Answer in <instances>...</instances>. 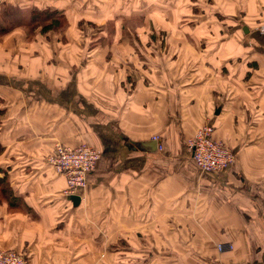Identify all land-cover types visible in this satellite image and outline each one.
<instances>
[{
  "label": "crops",
  "instance_id": "1",
  "mask_svg": "<svg viewBox=\"0 0 264 264\" xmlns=\"http://www.w3.org/2000/svg\"><path fill=\"white\" fill-rule=\"evenodd\" d=\"M90 2L0 0V22L14 23L0 35V175L21 204L0 201V248L28 264H85L130 239L136 264L144 253L156 254L147 264H264V0H213L214 25H224L215 40L243 34L238 77L218 67L214 81L183 62L187 52L175 64L140 51L193 1L122 5L113 24L111 7ZM34 10L63 14L65 28L27 29ZM107 24L122 38L106 39ZM95 28L103 37L83 38ZM206 123L236 155L231 167L203 173L192 162L186 140ZM55 141L99 152L76 204L46 160Z\"/></svg>",
  "mask_w": 264,
  "mask_h": 264
},
{
  "label": "rangeland",
  "instance_id": "2",
  "mask_svg": "<svg viewBox=\"0 0 264 264\" xmlns=\"http://www.w3.org/2000/svg\"><path fill=\"white\" fill-rule=\"evenodd\" d=\"M142 1L143 0H106L105 1L106 4L103 5V3L100 1L92 0V2H90L91 4L89 7L90 10H92L91 7L92 5H95L96 8L97 7L106 8V6L111 7L112 16L116 18L114 19L111 16V20L109 21H112L113 24L114 21L115 20L117 21V18L121 15V14H117L115 10H119L118 8L121 9V7H123L122 5H124L125 7H129L131 5L133 6L139 5L140 2ZM191 1H193L194 4L187 2L186 10L183 12V14L180 15V17H186L187 19H184L181 24L176 25L174 27L167 28L166 26L164 28L158 27L151 29L152 33H150L149 38H151L152 41H150L149 44L142 45L141 46L142 50L140 51L146 54L148 53L151 54L152 52L157 54H165L166 57L171 62L175 61L174 62L175 64H177L180 61V57H181L180 54H182L183 52H187L184 55L186 57H184L183 62H185L187 66L194 65L200 67V71L202 73L208 70L207 74L211 77L212 81H214L215 75H218V69H217L218 67H224L222 69H224L223 72L225 71L224 72L225 74H227L228 76L233 74L237 78L240 73V68L239 67L231 68V64L233 61L243 63L242 61L243 57L238 59L234 58L235 56H237L234 53V51L238 52V48L241 47V42L243 39L242 38L243 34L241 35L240 28H234L230 30V34L236 31V34L231 35V36H235V38L232 37L231 40H230L231 36L228 39L215 40V33L216 34L219 32L222 33L224 29V25L222 24L214 25L213 0H191ZM115 6H117V8H115ZM159 15H161V13H159ZM166 15H167V11H166ZM9 16L11 20H17L18 17L21 18V15L18 14L17 10L10 13ZM176 16H178V14L173 13L170 19H174ZM6 24L8 23L0 22V27L5 26ZM107 27H108V32L106 39L122 38L123 31L116 32L112 30V26L110 24H107ZM145 30L146 29H139L141 36L144 35ZM101 31H102L101 29L95 28L92 31V33H85L84 34L85 37L82 36V33L77 34L73 40L78 41L80 37L89 40V39H93L94 37H98L100 34H101L100 37H103L104 30L103 32ZM179 38L186 39V41L190 43V45L192 46V48H189L190 52H188L186 48L183 47V44L182 42L179 41ZM234 45H237V47H234ZM145 60L147 61L148 58ZM204 67L206 68L202 69ZM203 125H200L199 127ZM194 133L192 134V136L194 135ZM191 137H189L186 140L187 144L189 142V139H191ZM212 137L216 139L214 135H212ZM192 162H194V160H192ZM222 170L223 169H221V171ZM87 230L89 232L91 231L93 232V228L91 226H88ZM106 243L108 244L113 243V239L111 238L105 239V241L101 240L100 242L91 241V247L98 246L99 248H101V246ZM220 245L221 244H218L217 249L219 248ZM121 246H122L120 248L121 252L118 251L115 253V248H114L115 245L110 244L109 246H107L106 255L99 254L98 256H91L90 258H87L85 260V264L87 263V261H89V263L91 264H132V263L136 264L135 255L129 253L130 239L126 241L125 244H121ZM222 249H223V245H222ZM189 253H193V252H187V254ZM162 254L167 256L169 253L167 252L159 253V257H161ZM155 255L156 254H151V253L138 254V262L139 264H147V258L149 257L153 259ZM173 260L171 263H173Z\"/></svg>",
  "mask_w": 264,
  "mask_h": 264
},
{
  "label": "built area",
  "instance_id": "3",
  "mask_svg": "<svg viewBox=\"0 0 264 264\" xmlns=\"http://www.w3.org/2000/svg\"><path fill=\"white\" fill-rule=\"evenodd\" d=\"M213 132L214 126L206 123L197 128L187 144L192 160L203 173L221 171L236 160V155L225 141L212 137ZM155 137L154 135L153 138ZM157 147H160V144H157ZM99 156V152L84 141L75 145L58 141L53 144L46 160L54 171L64 177L63 196L68 197L75 193L80 197L86 185V174L93 170ZM218 249L221 250L222 245ZM0 264H28V260L20 251L0 248Z\"/></svg>",
  "mask_w": 264,
  "mask_h": 264
},
{
  "label": "trees",
  "instance_id": "4",
  "mask_svg": "<svg viewBox=\"0 0 264 264\" xmlns=\"http://www.w3.org/2000/svg\"><path fill=\"white\" fill-rule=\"evenodd\" d=\"M31 17L29 22H27V29H34L37 25H39V29L41 32H45L51 28L62 30L66 26V19L63 14L57 13L56 10L43 11V10H34L31 12ZM14 26V23H8L5 26L0 27V35L7 33ZM29 29V30H30ZM249 66H254V63H247ZM249 72H246V78ZM230 148V146L227 144ZM2 146L0 145V151ZM231 149V148H230ZM234 164V163H233ZM232 164V165H233ZM232 165L228 166L231 167ZM226 167V169L228 168ZM0 201L6 203V207L9 211H15L18 208V204H20V200L18 196L13 195L12 189L9 186L5 175H0ZM21 206V204H20ZM121 244H125L126 241L119 240Z\"/></svg>",
  "mask_w": 264,
  "mask_h": 264
},
{
  "label": "water",
  "instance_id": "5",
  "mask_svg": "<svg viewBox=\"0 0 264 264\" xmlns=\"http://www.w3.org/2000/svg\"><path fill=\"white\" fill-rule=\"evenodd\" d=\"M219 109L216 110V113L218 114ZM68 198L72 199L73 203H78L80 201V198L77 194L73 193L71 195L68 196Z\"/></svg>",
  "mask_w": 264,
  "mask_h": 264
}]
</instances>
